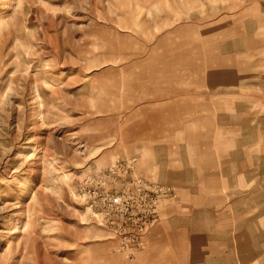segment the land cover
Wrapping results in <instances>:
<instances>
[{
	"label": "rangeland",
	"instance_id": "374dc122",
	"mask_svg": "<svg viewBox=\"0 0 264 264\" xmlns=\"http://www.w3.org/2000/svg\"><path fill=\"white\" fill-rule=\"evenodd\" d=\"M0 264H264V1L0 0Z\"/></svg>",
	"mask_w": 264,
	"mask_h": 264
},
{
	"label": "built area",
	"instance_id": "2783aa9c",
	"mask_svg": "<svg viewBox=\"0 0 264 264\" xmlns=\"http://www.w3.org/2000/svg\"><path fill=\"white\" fill-rule=\"evenodd\" d=\"M136 158H123L119 159L117 163L110 168L109 174H114L119 183L126 184L127 189L121 190L114 194H107L105 197L108 200L109 206L113 212L121 213L125 209L135 206V195L130 191V187L136 185L138 191L144 188L143 180L135 173ZM131 177V179H130ZM122 188V187H121ZM101 188H93L90 191V195L98 197ZM103 193L107 192V189L102 190Z\"/></svg>",
	"mask_w": 264,
	"mask_h": 264
},
{
	"label": "crops",
	"instance_id": "0c3cea01",
	"mask_svg": "<svg viewBox=\"0 0 264 264\" xmlns=\"http://www.w3.org/2000/svg\"><path fill=\"white\" fill-rule=\"evenodd\" d=\"M256 1V0H255ZM259 1H264V0H259ZM138 177H141L142 175H138V174H136ZM142 178H143V176H142ZM145 178V177H144ZM146 179V178H145Z\"/></svg>",
	"mask_w": 264,
	"mask_h": 264
},
{
	"label": "bare ground",
	"instance_id": "6f19581e",
	"mask_svg": "<svg viewBox=\"0 0 264 264\" xmlns=\"http://www.w3.org/2000/svg\"><path fill=\"white\" fill-rule=\"evenodd\" d=\"M23 158V157H22Z\"/></svg>",
	"mask_w": 264,
	"mask_h": 264
}]
</instances>
